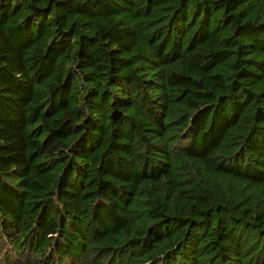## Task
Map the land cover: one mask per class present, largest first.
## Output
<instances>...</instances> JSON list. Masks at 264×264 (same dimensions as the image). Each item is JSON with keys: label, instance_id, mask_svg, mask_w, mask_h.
Listing matches in <instances>:
<instances>
[{"label": "trees", "instance_id": "1", "mask_svg": "<svg viewBox=\"0 0 264 264\" xmlns=\"http://www.w3.org/2000/svg\"><path fill=\"white\" fill-rule=\"evenodd\" d=\"M0 264H264V0H0Z\"/></svg>", "mask_w": 264, "mask_h": 264}]
</instances>
